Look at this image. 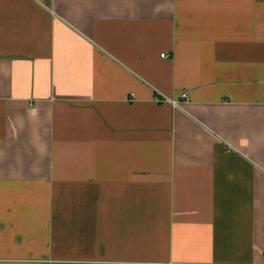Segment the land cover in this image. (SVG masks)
<instances>
[{
  "label": "crops",
  "instance_id": "1",
  "mask_svg": "<svg viewBox=\"0 0 264 264\" xmlns=\"http://www.w3.org/2000/svg\"><path fill=\"white\" fill-rule=\"evenodd\" d=\"M0 264H264V0H0Z\"/></svg>",
  "mask_w": 264,
  "mask_h": 264
},
{
  "label": "built area",
  "instance_id": "2",
  "mask_svg": "<svg viewBox=\"0 0 264 264\" xmlns=\"http://www.w3.org/2000/svg\"><path fill=\"white\" fill-rule=\"evenodd\" d=\"M163 56H165V54H162ZM182 98H187V93H183L182 94ZM170 101L174 104V105H179L180 103H179V101H176V100H172V99H170Z\"/></svg>",
  "mask_w": 264,
  "mask_h": 264
}]
</instances>
